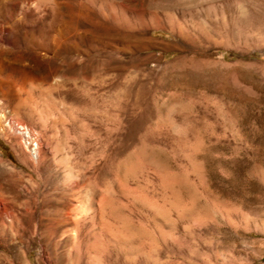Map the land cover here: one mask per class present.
<instances>
[{
	"label": "rangeland",
	"instance_id": "374dc122",
	"mask_svg": "<svg viewBox=\"0 0 264 264\" xmlns=\"http://www.w3.org/2000/svg\"><path fill=\"white\" fill-rule=\"evenodd\" d=\"M0 264H264V0H0Z\"/></svg>",
	"mask_w": 264,
	"mask_h": 264
},
{
	"label": "built area",
	"instance_id": "2783aa9c",
	"mask_svg": "<svg viewBox=\"0 0 264 264\" xmlns=\"http://www.w3.org/2000/svg\"><path fill=\"white\" fill-rule=\"evenodd\" d=\"M7 125H10L18 134L25 138V145L32 157L38 154V135L27 124L20 121H12L7 119Z\"/></svg>",
	"mask_w": 264,
	"mask_h": 264
},
{
	"label": "trees",
	"instance_id": "16d2710c",
	"mask_svg": "<svg viewBox=\"0 0 264 264\" xmlns=\"http://www.w3.org/2000/svg\"><path fill=\"white\" fill-rule=\"evenodd\" d=\"M256 54V53H255Z\"/></svg>",
	"mask_w": 264,
	"mask_h": 264
}]
</instances>
